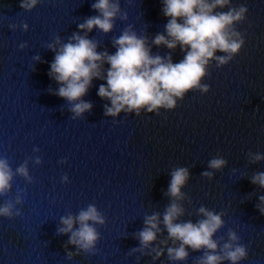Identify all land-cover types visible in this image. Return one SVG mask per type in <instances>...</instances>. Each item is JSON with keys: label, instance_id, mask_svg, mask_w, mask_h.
<instances>
[{"label": "water", "instance_id": "obj_1", "mask_svg": "<svg viewBox=\"0 0 264 264\" xmlns=\"http://www.w3.org/2000/svg\"><path fill=\"white\" fill-rule=\"evenodd\" d=\"M20 2L0 0V158L8 159L13 171L29 160L33 183L15 176L11 192L0 197L3 206L23 193V204L16 205L22 215L0 217V264H181L168 260L166 248L155 261L154 253L132 252L139 247L135 235L144 217L154 213H160L161 233L152 247H165L162 219L171 201L165 193L177 167L189 171L181 189L186 195L180 201L181 220L195 223L202 218L196 215L201 206L223 213L225 227L214 239L226 241L231 229L248 251L241 264H264V215L257 208L264 189L251 182L254 174L264 173V160L251 162L249 156L264 155V0H232L233 6L248 9L245 21L236 25L245 45L227 65L209 62L210 75L201 81L210 87L207 93L194 90L176 109L158 116L142 111L140 117L126 112L109 117L104 111L110 101L97 95L106 81L94 79L82 97L92 109L76 119L69 103L54 94L60 87L49 76L55 53L46 46L55 36L66 43L79 23L98 15L91 8L95 0H42L32 12L23 11ZM120 2L127 21L117 20L108 36L95 29L88 34L100 43L98 51L114 54L112 38L132 26L147 36L153 54H169L151 44L168 22L162 0ZM21 44L27 47L20 50ZM171 55L178 63L184 53L177 47ZM35 156L41 165L29 159ZM217 157L226 160L219 171L208 167ZM206 171L213 172L211 180L202 176ZM65 175L68 183L62 182ZM89 204L106 224L96 226L97 254L75 255L69 236L58 235L57 228L61 217L75 216ZM188 251L182 264H195L202 252ZM68 252L74 254L71 259Z\"/></svg>", "mask_w": 264, "mask_h": 264}, {"label": "clouds", "instance_id": "obj_2", "mask_svg": "<svg viewBox=\"0 0 264 264\" xmlns=\"http://www.w3.org/2000/svg\"><path fill=\"white\" fill-rule=\"evenodd\" d=\"M41 2L21 0L19 7L25 12H32ZM162 5V13L168 22L164 26L165 32L157 33L151 44L170 50L165 56L153 54L147 36L138 35L132 26L125 28L119 37L112 38V46L116 49L114 54L107 50L98 51L100 43L95 38H89L88 34L95 29L108 36L114 31L117 20L127 21L128 16L122 12L120 0H95L91 8L98 15L86 17L79 23L78 31L73 32L66 43L60 36H55L53 42L46 46L55 53L49 76L60 87L54 94L69 103L72 119L91 111L92 104L82 97L88 93L94 79L106 81L99 86L97 93L101 99L110 101L111 106L105 105V116L117 117L126 112L140 117L142 111L158 116L161 110L172 111L188 93L194 90L202 93L209 91L210 87L201 81L210 75L207 70L210 61L215 60L217 68L227 65L245 45L243 34L236 28L246 19L248 9L244 5L233 6L232 0H162ZM20 27L24 32L28 31L26 23ZM10 28L15 29L16 26ZM19 47L23 50L27 44ZM177 47L184 56L178 63H173L171 52ZM34 59L39 61L40 57ZM105 64L109 65L107 69ZM33 151L39 152V149ZM249 156L251 162L264 160V155L259 153H249ZM29 159L36 166L42 164L39 156ZM28 163L29 160H25L13 171L8 159L0 158V197L11 192L15 176L22 177L29 184L33 183ZM225 165L226 160L217 157L209 161L208 167L219 171ZM202 176L211 180L213 172H203ZM188 180L189 171L185 167H177L171 172L165 193L171 201L162 219L167 239L161 241V244L165 247H152L158 233H161L160 213H154L144 217V227L135 235L139 247L132 249V252L139 251L145 255L154 253L155 261L164 255L166 248L168 260L182 264L189 259L188 249H191L192 252H202L195 264H223L224 261L241 264L247 259L248 251L240 243L235 231L229 229L226 241L223 237L214 239L225 227L223 213L201 206L196 215L202 218L195 223L181 220L185 208L180 201L186 199L181 189ZM62 182H69L67 175L62 177ZM251 182L264 189V173L254 174ZM22 196L23 193L18 192L15 202L8 201L0 206V217L13 219L14 213L15 216H21L16 205L23 204ZM259 200L257 208L264 215V196ZM105 224L104 215L94 204H89L75 216L69 213L61 217L57 234L69 236L67 243L75 246V255L83 252L94 256L101 239L96 226L103 227ZM169 240L173 244L171 247L167 246ZM73 255L68 252L67 258L71 259Z\"/></svg>", "mask_w": 264, "mask_h": 264}]
</instances>
